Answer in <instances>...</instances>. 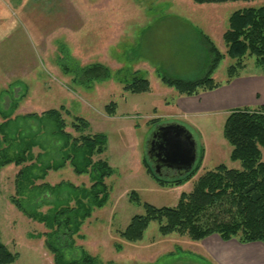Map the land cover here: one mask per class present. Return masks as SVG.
<instances>
[{"label": "rangeland", "instance_id": "obj_1", "mask_svg": "<svg viewBox=\"0 0 264 264\" xmlns=\"http://www.w3.org/2000/svg\"><path fill=\"white\" fill-rule=\"evenodd\" d=\"M262 5L264 0L204 5L193 0H0V109L7 111L16 103L12 118L17 117L11 124L17 131L10 133L7 142L0 133V149L10 144L9 154H13L17 147L35 140L37 147L32 152L41 155L40 164L57 161L62 141L50 136L51 124L41 126L22 117L41 116L61 107L65 131L72 137L82 134L70 127L75 117L88 122L84 135L107 137L105 151L95 155L93 161H106L114 170L105 179L108 200L83 221L72 236L73 246L63 248L65 261L86 254L96 264H264V250L258 242L240 244L237 237L224 242L211 235L191 241L177 233L162 235L157 222L149 223L140 241L128 242L120 237L134 216L144 215L143 204L173 208L179 196L189 193L205 172L219 165L240 169L239 162L230 160L232 148L223 138V125L233 110L248 106L243 100L250 93L264 86V73L255 59L245 57L240 78L229 83L227 70L235 61L225 57L220 62L211 78L219 87L230 85L222 90L226 94L223 98L213 94V102L220 106L222 100H232L235 106L232 111L221 109L212 116L184 114V118L179 112L177 117H169L184 95L165 86L159 73L184 81L202 78L208 63L202 36L224 54L222 36L231 14ZM64 50L73 61L69 67L101 64L109 69V78L85 85L77 83L79 79L74 82V76L64 74L58 65L65 57ZM135 77L148 81L149 92L132 94L125 90ZM200 92L206 91L196 95ZM237 102L242 105L237 107ZM112 103L115 112L109 114L107 107ZM255 110L264 113L262 107ZM2 121L0 117V124ZM168 122L186 127L195 140L197 159L201 154L199 170L181 186L158 185L143 163L148 159L151 133ZM28 165L10 164L0 170V240L17 255L14 264H55L45 244L51 229L29 217L28 212L44 216L70 198L69 206L74 207L73 197L71 190L63 187L52 192L28 190V182L22 183L18 176ZM43 183L49 189L59 183L91 186L87 175L74 174L68 164L48 172L34 186ZM66 243L61 237L58 245Z\"/></svg>", "mask_w": 264, "mask_h": 264}, {"label": "trees", "instance_id": "obj_2", "mask_svg": "<svg viewBox=\"0 0 264 264\" xmlns=\"http://www.w3.org/2000/svg\"><path fill=\"white\" fill-rule=\"evenodd\" d=\"M251 2L255 0H193L197 5L224 4L228 2ZM203 37L207 50L208 63L205 75L194 81L173 79L159 73L161 82L173 88L179 95L194 96L199 91H212L220 85L215 83L211 74L217 69L220 62L229 58L235 61L228 70L227 83L239 77V72L244 69L242 63L245 57L255 59L256 65L264 73V5L258 8H247L231 14L228 28L222 36L225 53H220L207 37ZM63 58L58 65L64 74L74 76L73 81L85 85L95 81L109 78L110 71L101 64H92L79 68L74 65L69 67V53L64 50ZM125 90L132 94L147 93L149 83L143 78H133ZM16 104V103H15ZM11 105L7 110L0 109V133L3 141L15 132L11 124L17 117L12 118L16 105ZM116 105L112 103L107 107V113L113 114ZM64 110L62 107L60 111ZM59 110H48L41 116L28 114L22 120L36 121L43 126L51 124L49 133L51 137L59 138V159L48 164H40V154L34 155L32 150L37 147L35 140H28L25 146L16 148V152L9 154L11 145L0 149V170L7 165L16 166L29 162L27 168H22L18 173L21 182H28V190L35 191L47 189L57 191L69 188L74 201V207L69 206V199L60 206H55L46 215L28 216L38 219L52 233L46 238L47 249L52 253L55 264H96L95 260L83 254L78 260L65 261L63 248L73 246V235L79 232L83 221L89 218L95 208H101L108 200V189L105 179L114 174V170L106 161L94 162L95 155L102 154L107 145L104 134L84 135L89 124L82 118L75 117L70 124L76 133H82L79 138H74L65 131L66 123ZM155 122V121H151ZM22 135L26 137V134ZM223 138L231 146L230 160L240 163V169H229L219 165L211 171L200 176L189 193L179 196L175 207L156 208L143 204L144 215L134 216L120 237L128 242L140 241L150 222L160 224L159 232L162 235L177 233L186 236L191 241H201L211 235H217L224 242L238 238L240 244L261 243L264 245V113L261 110L247 108L233 110L226 118L223 125ZM147 158V157H146ZM201 154L193 169L184 176L169 179L157 176L148 159H144L147 173L156 183L163 187L181 186L192 178L201 166ZM72 167L74 174L87 175L91 186L86 188L76 187L67 183H59L54 188H48L45 183L34 186L37 180H43L50 171H58L66 165ZM33 189V190H32ZM32 193V192H31ZM134 198V199H133ZM132 199L135 200L134 194ZM15 206L27 213L13 198L10 199ZM72 200V199H71ZM67 242L65 246L58 245L60 238ZM68 240L71 242L69 243ZM17 255L11 253L0 240V264H14Z\"/></svg>", "mask_w": 264, "mask_h": 264}, {"label": "water", "instance_id": "obj_3", "mask_svg": "<svg viewBox=\"0 0 264 264\" xmlns=\"http://www.w3.org/2000/svg\"><path fill=\"white\" fill-rule=\"evenodd\" d=\"M149 141L152 153L157 157L154 163L157 171L167 168L176 170L180 172V176H184L193 169L197 161L196 143L192 134L183 125L177 123L159 125L151 133Z\"/></svg>", "mask_w": 264, "mask_h": 264}, {"label": "crops", "instance_id": "obj_4", "mask_svg": "<svg viewBox=\"0 0 264 264\" xmlns=\"http://www.w3.org/2000/svg\"><path fill=\"white\" fill-rule=\"evenodd\" d=\"M231 84L233 86V84L235 83L233 82ZM263 84L264 82L261 83V85ZM227 85L229 86L230 84H226V86L219 87L212 91L200 92L196 96L195 95L189 96V97L180 96L178 98V102L176 103V108H177L176 112H174V114H170L169 117H177L179 112L182 114V116L185 114L187 117H190L192 115H195V117H198V116H205V115L212 116L215 113H218L219 110L221 109H230L229 111H232L231 107L235 106L234 101L232 100H226L224 102L225 100L224 99L222 100L220 106H217L213 102V98H214L213 94H217V96H219V99L223 98L224 95H226V94H223L224 91L222 90L227 88ZM262 96L264 97V86L260 87L257 91H253V93H250V97L248 99L243 100L245 104L247 101L248 106H243L242 108L240 107L239 108L240 109H243L246 107H252V108H247V109H255L259 107L264 108V98H262ZM236 105L238 107V106H241L242 103L237 102ZM186 116H183V117L185 118ZM168 123H174V122H168ZM256 244H258V246H261V248H263L264 250V245H262L261 243H256Z\"/></svg>", "mask_w": 264, "mask_h": 264}, {"label": "flooded vegetation", "instance_id": "obj_5", "mask_svg": "<svg viewBox=\"0 0 264 264\" xmlns=\"http://www.w3.org/2000/svg\"><path fill=\"white\" fill-rule=\"evenodd\" d=\"M150 144H151V141L148 142V149H147V157H148V160L150 161L151 163V167L154 171V173L159 176V177H171L173 175H180V172L176 171V170H170V169H167V168H161L160 170H156V166H155V161H157V157L155 156V154L152 153V149L150 148Z\"/></svg>", "mask_w": 264, "mask_h": 264}]
</instances>
